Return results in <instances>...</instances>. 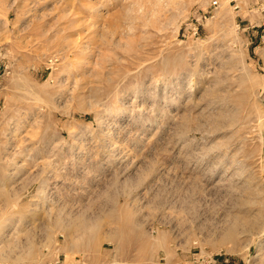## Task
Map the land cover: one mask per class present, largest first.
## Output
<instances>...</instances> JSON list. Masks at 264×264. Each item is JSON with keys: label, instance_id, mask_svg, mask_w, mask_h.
Returning a JSON list of instances; mask_svg holds the SVG:
<instances>
[{"label": "rangeland", "instance_id": "rangeland-1", "mask_svg": "<svg viewBox=\"0 0 264 264\" xmlns=\"http://www.w3.org/2000/svg\"><path fill=\"white\" fill-rule=\"evenodd\" d=\"M0 264H264V0H0Z\"/></svg>", "mask_w": 264, "mask_h": 264}, {"label": "built area", "instance_id": "built-area-1", "mask_svg": "<svg viewBox=\"0 0 264 264\" xmlns=\"http://www.w3.org/2000/svg\"><path fill=\"white\" fill-rule=\"evenodd\" d=\"M216 5V1H213V6H215Z\"/></svg>", "mask_w": 264, "mask_h": 264}]
</instances>
